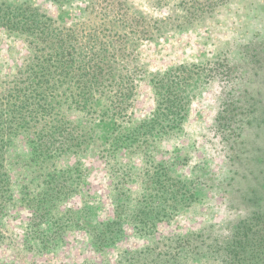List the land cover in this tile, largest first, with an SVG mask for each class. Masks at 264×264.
<instances>
[{
    "label": "rangeland",
    "instance_id": "1",
    "mask_svg": "<svg viewBox=\"0 0 264 264\" xmlns=\"http://www.w3.org/2000/svg\"><path fill=\"white\" fill-rule=\"evenodd\" d=\"M3 12L12 22L0 17V94L28 83L37 44L28 34L32 23L86 39L91 55L105 46L106 56L98 55L112 71L95 104L77 108L64 96L56 134L64 152L42 164L31 157L26 132L6 146L13 199L0 221V264H132L148 245L171 250L174 235L203 240V248L210 237L226 233L249 204L251 176L259 174L257 159L264 154V75H255L245 60L264 42V0H0ZM16 21L21 28H12ZM173 80L184 89L179 97H186L178 113H169L178 108L168 107L160 94V82ZM120 92L126 95L121 113L106 114ZM246 93L256 99V123L238 129L219 121L226 101L239 111L249 106ZM51 120L47 115L38 126ZM68 120L76 130L69 132ZM77 133L84 139L79 150L71 145ZM119 138L125 142L118 145ZM73 167L82 172L48 204L47 218L33 221V196L44 173ZM160 173L166 212L138 227L137 211L151 199L144 198L146 183ZM180 179L203 185L177 206L170 189ZM212 260L201 251L187 263Z\"/></svg>",
    "mask_w": 264,
    "mask_h": 264
},
{
    "label": "trees",
    "instance_id": "2",
    "mask_svg": "<svg viewBox=\"0 0 264 264\" xmlns=\"http://www.w3.org/2000/svg\"><path fill=\"white\" fill-rule=\"evenodd\" d=\"M0 17L5 20V23L12 22L6 12L1 13ZM19 24V21H16L12 28H21ZM29 27L31 31L28 34L35 39L34 42H37V44L35 46L36 54L30 61L31 66L29 65V73L26 79L28 83L21 85L18 82V85L12 86L8 95L0 94V221L13 199V188L3 159L8 143L11 142L13 137H20L21 133L26 132L27 135L23 137L27 142L31 157L39 159L42 164H47L45 162L56 156L59 151L64 152L66 150L62 139L56 138L59 126L63 124L60 123L59 125V122L64 120L62 105L65 98H72L77 108H84L89 103L95 104L97 102L94 99L95 93L101 87L106 86L112 71V69H107L109 66H107L108 61L99 58L100 54L106 56L108 48L105 46H101L91 55L88 52L90 43L86 39L64 37L60 30L49 27V24L45 25L44 28H39L32 23V25H28V29ZM98 41L99 39L96 40V43ZM259 47L258 50L251 53L249 59L245 60H247L246 63L250 69L252 67L249 65L252 64L255 75H264V42ZM83 52L85 53L83 54ZM181 87L174 80L166 86L164 81L160 82V94L163 101L169 104L168 107L176 105L178 108L169 113H178V110L182 109V103L186 97L184 95L179 97L180 94H183L182 90H184ZM176 93L178 94L174 95ZM65 95L67 97L64 98ZM99 98H101V95ZM125 98L126 95L121 92L115 95L114 99H110V102H108L105 113L108 112L106 114H109V111L114 110L113 115H119L125 105ZM246 100L251 103L242 111H239L240 108L237 105L232 108L233 104H228V101H226L223 110L226 114L219 116V121L226 119L227 125L230 127L233 123L239 124L238 129H243L241 127H246L247 124L256 123V103L253 102L256 99L246 93ZM238 112H240V115L248 117H239ZM169 113L161 114L164 118ZM47 115L53 119L51 122L56 123L51 125V122L48 121L39 127L38 124H41ZM154 117L151 121L155 123L158 116ZM32 122L33 124L30 127ZM66 122H68L69 132L77 129L73 121L68 120ZM34 125H37V127H34ZM227 125L224 124L223 128L225 129ZM165 126L162 125L161 128ZM32 128L37 129L33 130ZM151 129L153 128L151 127ZM232 129H234V126ZM72 141L71 145L75 146L74 149H81L84 141L83 134L80 136L77 133V142ZM123 141L125 142L124 139L119 138L117 144L119 145ZM69 147L68 145L67 148ZM74 149L73 152H75ZM260 157L257 159L260 162L259 174L251 176L255 185L247 193L249 204L246 205L244 212L229 222L226 233L210 237V242H205L203 248L201 244L203 240L200 241V244H195L194 237L174 235L173 239L177 245L172 247L171 250L157 251L156 249L160 246L155 248L148 245L136 255V259L132 260V264H139L140 262L153 264L157 258H159V264H188V259L194 260V257L201 251L208 258L213 259L209 263L204 262L201 264H264V165H262L264 164V154ZM55 170L50 169L44 173L40 190L33 196L36 206L34 212L37 214L35 219L32 218L33 221L37 219L39 222L45 220L46 216L50 214L51 207H53V204H50V207H48V204L62 198V195L71 186L70 180L76 179L77 174H80L78 171L82 172L80 167H73L69 170L63 168H59L58 171ZM186 179H180V185L176 188L172 186L170 189L174 192V195L170 196L171 199L173 198L171 204L174 203L178 206L188 193L191 197H194L203 185V181L198 179L188 180L189 183ZM211 180L215 183L217 178ZM161 181L162 173L146 183L144 198L148 195L151 199L143 198V202L148 205L137 211V226L139 223L142 228L149 227L155 217L160 218L161 214L166 212L165 204H162V202L165 201V194L168 191H161L159 187ZM196 181L199 185H196ZM237 192L239 191L237 190ZM119 232H122L120 227ZM198 236L199 234L195 235V237ZM142 254H144V258L140 257ZM142 258L143 261H141ZM147 258H150V261Z\"/></svg>",
    "mask_w": 264,
    "mask_h": 264
}]
</instances>
